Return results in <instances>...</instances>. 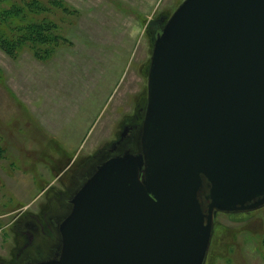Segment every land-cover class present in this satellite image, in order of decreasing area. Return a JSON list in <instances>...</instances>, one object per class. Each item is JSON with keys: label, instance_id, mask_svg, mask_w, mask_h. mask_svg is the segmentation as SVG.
<instances>
[{"label": "water", "instance_id": "1", "mask_svg": "<svg viewBox=\"0 0 264 264\" xmlns=\"http://www.w3.org/2000/svg\"><path fill=\"white\" fill-rule=\"evenodd\" d=\"M135 142L90 164L32 264H204L218 211L264 206V0L178 5Z\"/></svg>", "mask_w": 264, "mask_h": 264}, {"label": "rangeland", "instance_id": "2", "mask_svg": "<svg viewBox=\"0 0 264 264\" xmlns=\"http://www.w3.org/2000/svg\"><path fill=\"white\" fill-rule=\"evenodd\" d=\"M52 1L42 0L49 9L39 10L54 22L56 44L45 50L22 38L13 48L0 37V260L6 262L22 244L14 223L69 201L62 193L80 185L77 172L107 154L131 117L138 114L140 125L153 39L183 0ZM1 4L10 8L8 0ZM133 140L125 147L136 146ZM204 264H264V206L218 211Z\"/></svg>", "mask_w": 264, "mask_h": 264}, {"label": "flooded vegetation", "instance_id": "3", "mask_svg": "<svg viewBox=\"0 0 264 264\" xmlns=\"http://www.w3.org/2000/svg\"><path fill=\"white\" fill-rule=\"evenodd\" d=\"M143 108L141 109L140 116L144 115ZM138 116L137 114L131 117L130 124L126 122L123 125L124 130L119 135V138L113 142V147L106 149L107 154L104 155L105 157L119 153V146H129L132 144L133 139V143H135L136 132L139 126V123L136 122L138 120L136 117ZM89 167L90 165H85L77 172L78 183L86 177ZM77 187L78 185L70 186L68 193H62L63 197L69 199L64 204L62 203V206L58 205L56 208L51 206L50 210L44 211L42 216L35 213L26 214L22 217V220L15 222L14 229L18 232V236L22 238V244L16 248L15 257L12 261L6 262L5 260H0V264H32L33 261H37L48 254H55L60 237L59 223L62 217L69 213L71 197ZM43 239H45V242H43Z\"/></svg>", "mask_w": 264, "mask_h": 264}, {"label": "trees", "instance_id": "4", "mask_svg": "<svg viewBox=\"0 0 264 264\" xmlns=\"http://www.w3.org/2000/svg\"><path fill=\"white\" fill-rule=\"evenodd\" d=\"M54 1L56 0L48 4H52ZM1 2L2 0H0V14L7 11L9 16L0 15V37L5 39L13 48L22 38L29 39L30 42L41 46V48L44 47V49L50 48L53 41L54 44L57 43L55 39L57 35L59 37V34L54 32V22L45 17L48 14L42 15L43 12L39 10V8L49 9V7L44 6L45 3L42 0H30L26 5H22L18 1L8 0L9 9L5 8ZM42 16H44L43 19H41Z\"/></svg>", "mask_w": 264, "mask_h": 264}, {"label": "bare ground", "instance_id": "5", "mask_svg": "<svg viewBox=\"0 0 264 264\" xmlns=\"http://www.w3.org/2000/svg\"><path fill=\"white\" fill-rule=\"evenodd\" d=\"M161 28V27H160ZM150 59H151V56H150ZM148 63H150V61L148 62ZM146 106V105H145ZM144 111H145V108H144ZM96 168H92L91 170H90V172H89V174L88 175H90L91 173H92V171H94ZM78 181V180H77ZM70 189V188H69Z\"/></svg>", "mask_w": 264, "mask_h": 264}]
</instances>
